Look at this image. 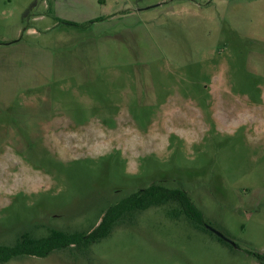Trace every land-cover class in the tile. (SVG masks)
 <instances>
[{"label": "rangeland", "instance_id": "rangeland-1", "mask_svg": "<svg viewBox=\"0 0 264 264\" xmlns=\"http://www.w3.org/2000/svg\"><path fill=\"white\" fill-rule=\"evenodd\" d=\"M46 2L0 0V246L92 232L110 206L163 183L239 250L171 204L86 250L0 264H262L264 0L84 2L78 14L107 19L60 30L81 34L75 45L29 35ZM120 6L127 17L110 18Z\"/></svg>", "mask_w": 264, "mask_h": 264}, {"label": "trees", "instance_id": "trees-1", "mask_svg": "<svg viewBox=\"0 0 264 264\" xmlns=\"http://www.w3.org/2000/svg\"><path fill=\"white\" fill-rule=\"evenodd\" d=\"M59 22L62 25L76 28L82 26L66 21ZM171 204L177 205L183 216L195 227L213 235L206 228L208 223L202 212L196 207L186 191L167 188L163 183H155L110 206L100 224L92 232L81 233L53 229L42 237H35L28 233L23 234L13 246H0V263H6L22 256L45 258L57 250L67 248L86 250L107 238L125 218L151 207Z\"/></svg>", "mask_w": 264, "mask_h": 264}, {"label": "crops", "instance_id": "crops-1", "mask_svg": "<svg viewBox=\"0 0 264 264\" xmlns=\"http://www.w3.org/2000/svg\"><path fill=\"white\" fill-rule=\"evenodd\" d=\"M95 1H98L99 4L107 3V0H48V2L45 3L44 12L38 13L34 17L33 22L35 26H33L28 30L29 35L34 36L35 38H43L44 41L49 45L60 41L64 45V43L67 42V40L69 43L72 41L74 43L73 45L80 42L83 44L84 40L81 37V34H76L74 36H67V40H66L64 35L60 32L61 31L83 32V31L91 30L97 26H100L102 23H105L107 18L105 19L100 16H95L94 8L92 14H91V10L86 14L85 13L78 14V12L75 10L76 6L78 5H82L83 8L84 2L91 3L94 6ZM118 15L127 17V8L124 7L121 8V6L116 7L113 9V12L111 15H109V17L116 18L118 17ZM59 21H66L82 26L81 28H76L72 26L62 25ZM54 31H58L59 32L58 34L62 36V39L60 41L55 40L56 35L54 36L51 35ZM19 34L20 32H17V35L12 40L5 41L6 44L4 45L10 46V48L13 50L14 46L18 45L19 43L21 44L23 42L21 36H18ZM90 40L92 41L93 39L92 38L86 39L87 42ZM35 49H37V46Z\"/></svg>", "mask_w": 264, "mask_h": 264}, {"label": "water", "instance_id": "water-1", "mask_svg": "<svg viewBox=\"0 0 264 264\" xmlns=\"http://www.w3.org/2000/svg\"><path fill=\"white\" fill-rule=\"evenodd\" d=\"M207 228L214 234H216L218 237H220L221 239L230 242L231 244H233V246H236L235 243H233L232 241H230L229 239H227L224 235H222L220 232L216 231L215 229L207 226Z\"/></svg>", "mask_w": 264, "mask_h": 264}, {"label": "flooded vegetation", "instance_id": "flooded-vegetation-1", "mask_svg": "<svg viewBox=\"0 0 264 264\" xmlns=\"http://www.w3.org/2000/svg\"><path fill=\"white\" fill-rule=\"evenodd\" d=\"M206 228H207V225H206ZM207 229H208V228H207ZM208 230H209V229H208ZM209 231H210V230H209ZM213 235L216 236L221 242L225 243L226 245H228V246L234 248L235 250H239V247H237V246H233V244H231V243L228 242V241H225V240L221 239L220 237H218V236H217L216 234H214V233H213ZM261 262H262V264H264V261H261Z\"/></svg>", "mask_w": 264, "mask_h": 264}]
</instances>
